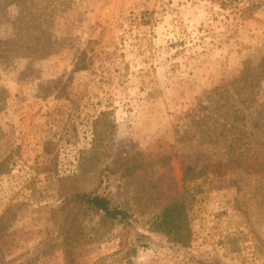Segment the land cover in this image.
Segmentation results:
<instances>
[{
    "label": "rangeland",
    "instance_id": "obj_1",
    "mask_svg": "<svg viewBox=\"0 0 264 264\" xmlns=\"http://www.w3.org/2000/svg\"><path fill=\"white\" fill-rule=\"evenodd\" d=\"M254 2L250 13L247 0L0 9V222L16 214L0 225V264H264V0ZM82 192L137 225L72 199ZM173 201L190 217L187 247L149 231Z\"/></svg>",
    "mask_w": 264,
    "mask_h": 264
},
{
    "label": "trees",
    "instance_id": "obj_2",
    "mask_svg": "<svg viewBox=\"0 0 264 264\" xmlns=\"http://www.w3.org/2000/svg\"><path fill=\"white\" fill-rule=\"evenodd\" d=\"M1 2H5V4ZM10 4H15L18 8L21 7L20 0H0V9H4L6 5L8 6ZM256 7L257 5L254 0H247L244 12L250 13L254 11ZM30 18V20H33V16ZM2 44L4 43L0 41V49ZM206 165L207 164L199 170L200 174L204 173ZM72 199L85 204L89 210L103 212L107 220L117 219L133 226H136L138 223L137 218L128 209L121 206H112L110 199L106 195L82 192L74 194ZM15 215L16 214L12 210L6 211L0 222L3 230L8 229L14 224L16 220ZM149 231L163 234L167 241L172 245L187 247L190 244L192 228L186 205L179 201L168 203L160 215L151 224Z\"/></svg>",
    "mask_w": 264,
    "mask_h": 264
}]
</instances>
